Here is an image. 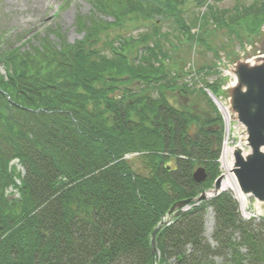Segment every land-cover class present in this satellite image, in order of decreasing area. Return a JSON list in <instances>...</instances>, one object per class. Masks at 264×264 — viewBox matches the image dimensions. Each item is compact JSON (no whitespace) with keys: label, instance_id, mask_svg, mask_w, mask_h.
<instances>
[{"label":"trees","instance_id":"1","mask_svg":"<svg viewBox=\"0 0 264 264\" xmlns=\"http://www.w3.org/2000/svg\"><path fill=\"white\" fill-rule=\"evenodd\" d=\"M216 1L90 0L79 40L55 31L58 40L36 34L29 50L0 49V264H264V218L244 220L230 192L165 224L156 251L152 242L173 204L195 202L220 173L224 122L214 103L215 115L202 117L168 96L206 95L185 81L182 48L220 58L264 25V0L233 9ZM190 4L207 10L188 18ZM215 65L197 74L219 95L224 80L207 79ZM200 166L203 182L193 177ZM209 208L216 246L205 236Z\"/></svg>","mask_w":264,"mask_h":264},{"label":"rangeland","instance_id":"2","mask_svg":"<svg viewBox=\"0 0 264 264\" xmlns=\"http://www.w3.org/2000/svg\"><path fill=\"white\" fill-rule=\"evenodd\" d=\"M241 1L245 3L252 2V0ZM236 2L237 0H217L215 5L221 9H233ZM205 10H207V7L205 6L199 9L196 8L194 4H190L189 8L186 10V15L188 18H192L194 11L203 12ZM92 11L93 6L90 0H0V42L4 43L1 47L4 49L11 43L15 44L17 47H22V50H29L32 45V41L30 42V40H34L36 34L40 33L49 35L52 40H58L55 31L62 32L67 37L68 41L73 43L82 38V33L78 29L77 18L79 16L91 15ZM174 25L175 24H173V22H166L164 23V30L170 29L173 35H176L177 33L174 32ZM139 31L142 30H133V35L137 36ZM196 31L197 30L193 31L194 34ZM218 35L219 36L214 40L216 45H218L220 41H223L225 37L223 34ZM233 43L234 44H232V46L228 49L231 53L228 54L226 51L221 50L220 58H216L212 51L199 49L198 51L195 50L188 52L185 47L182 48L183 52H186L187 55V60L182 64L185 66V71L189 72L196 67H201L204 64L213 65L215 63L219 73L216 74L217 72H214L212 75H209L208 79L210 81H215L217 78H222V81L224 80L225 89L230 83H232L231 81L233 80L232 77L229 75L227 76L226 72V68L229 67L230 64L239 59L255 56L264 51V25L261 26L260 33L253 39L252 42L249 40L243 46L237 40H233ZM177 57H180V55L178 54ZM0 74H6L4 65L1 62ZM192 78L193 77H191V75H186L184 77L185 81L189 80V82H192L193 80L194 84H197L196 86H200L202 84L199 76L193 79ZM133 88H138V85L134 84ZM223 92V96L226 98V89L223 90ZM168 96L177 108H190L194 113L199 114L202 117L215 115V111L211 107L209 97L202 91H197L196 93H181L177 91L174 93H168ZM220 96L219 100L222 101L223 96ZM15 161L16 160H14L12 164H16ZM16 166L19 170L24 172V168L22 166L17 164ZM140 171L142 172L141 169ZM219 171L223 172L220 167ZM209 190L211 189H208L207 193L211 192ZM8 193L9 195H18L12 188L8 189ZM195 203L196 202H194L193 205H196ZM190 208V206L187 207V209ZM243 208H245V210H243ZM241 213L243 215L246 213L247 215L255 216L257 217V220H260L258 217L264 215V210L260 207L258 200L249 196L245 201V206L244 204H241ZM172 215H174V213H168L166 214V217L170 220V216ZM214 215L213 210L209 208L204 221L205 236L213 246H216L217 244L213 236L215 227ZM167 224H170V222ZM156 250L157 247L155 251ZM243 251L246 252V249L244 248ZM214 259L216 262L222 261L221 257H215ZM154 264H158V261Z\"/></svg>","mask_w":264,"mask_h":264},{"label":"water","instance_id":"3","mask_svg":"<svg viewBox=\"0 0 264 264\" xmlns=\"http://www.w3.org/2000/svg\"><path fill=\"white\" fill-rule=\"evenodd\" d=\"M227 73L234 78V83L228 86L226 98L228 113L231 120L242 124L241 141L249 147L244 152L241 145L234 149V160L231 161L233 178L243 195L254 196L264 210V51L255 56L242 58L226 68ZM193 174L197 182L207 179L205 167L195 169ZM222 176L214 184V194L221 189ZM200 199L207 198L203 192ZM192 198L176 201L169 213L182 214ZM162 224L153 232L152 242L156 249V234Z\"/></svg>","mask_w":264,"mask_h":264},{"label":"bare ground","instance_id":"4","mask_svg":"<svg viewBox=\"0 0 264 264\" xmlns=\"http://www.w3.org/2000/svg\"><path fill=\"white\" fill-rule=\"evenodd\" d=\"M223 187H230V188H234L235 190H236V187H235V185H234V182H233V180H231V179H227L226 181H224V183H223ZM237 191V190H236ZM240 199L244 202V201H246V197H245V195H241L240 196Z\"/></svg>","mask_w":264,"mask_h":264},{"label":"built area","instance_id":"5","mask_svg":"<svg viewBox=\"0 0 264 264\" xmlns=\"http://www.w3.org/2000/svg\"><path fill=\"white\" fill-rule=\"evenodd\" d=\"M231 157V151L230 149L225 145L224 149H223V153H222V157H221V162L224 163L227 159H229Z\"/></svg>","mask_w":264,"mask_h":264}]
</instances>
